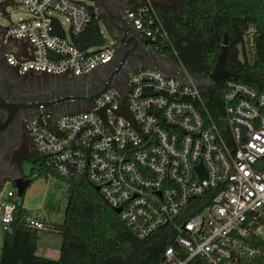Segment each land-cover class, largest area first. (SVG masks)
<instances>
[{
	"label": "built area",
	"instance_id": "1",
	"mask_svg": "<svg viewBox=\"0 0 264 264\" xmlns=\"http://www.w3.org/2000/svg\"><path fill=\"white\" fill-rule=\"evenodd\" d=\"M157 1H135L123 17L144 49L181 67L188 82L141 65L120 89H107L84 109L56 119L41 113L23 129L48 169L98 187L138 238L171 226L174 244L164 248L160 264H264V91L225 79L222 131L208 113L203 87L167 51H153L159 42L170 43ZM19 5L25 17L14 23L5 13L9 22L0 25L2 45L18 44L16 52L2 53L18 74L79 77L113 61L112 38L86 49L73 42L96 15L84 1ZM17 204L15 189H0L1 230H10ZM25 225L38 235L55 232L46 218L29 215Z\"/></svg>",
	"mask_w": 264,
	"mask_h": 264
},
{
	"label": "trees",
	"instance_id": "2",
	"mask_svg": "<svg viewBox=\"0 0 264 264\" xmlns=\"http://www.w3.org/2000/svg\"><path fill=\"white\" fill-rule=\"evenodd\" d=\"M155 7L170 43L159 42L158 49L153 51H167L173 61L181 63L195 78L210 75L226 39L224 65L230 76L202 88L208 113L225 131L221 88L224 80L232 79L264 91V0H158ZM101 21L93 13L83 32L73 37L74 44L81 49L103 46ZM26 150L20 162L32 164L26 177L30 182L52 174L67 185L63 220L50 223L62 237L60 255L58 259H49L37 254L39 236L25 225L30 214L22 199L14 211L10 230L0 228V264H160L164 248L174 244L171 226L138 238L86 178H62L45 166L31 145ZM197 209L185 211L184 218Z\"/></svg>",
	"mask_w": 264,
	"mask_h": 264
},
{
	"label": "water",
	"instance_id": "3",
	"mask_svg": "<svg viewBox=\"0 0 264 264\" xmlns=\"http://www.w3.org/2000/svg\"><path fill=\"white\" fill-rule=\"evenodd\" d=\"M88 5L91 10H94L96 17L101 21L104 17V23L107 27L112 39L116 41L117 52L113 59V64L106 69L102 67L98 72L97 80L101 82L100 88L91 95H86L85 92L80 93H46L47 98L29 103L15 104L12 100L7 99L0 93V189L3 184L8 181L16 191L17 200L20 202L23 199L25 188L29 185L30 180L24 177L22 170L7 166V158L3 153L7 134L13 117L21 110L27 111L26 119L41 113H50L53 119H56L64 112H72L78 107L86 106V100H93L95 97L103 93L109 88L120 89L124 83L127 74L135 70L141 65L160 70L168 75H172L181 79L182 82H188L184 76L183 69L178 65L169 62L168 60L157 56L143 47V43L138 39L137 32L130 27L123 17V8L133 0H90ZM140 2V0H135ZM69 35L70 32H69ZM144 43L148 40L143 41ZM4 51L14 52V48L9 45H3ZM99 49L95 50L97 52ZM226 55V39L223 40V48L219 53L217 62L213 71L206 78L191 77L194 85L199 87H208L218 84L221 79L229 77L230 73L225 68L224 60ZM50 58H57V55L48 50ZM79 76V77H85ZM124 95V91L121 92ZM130 117L127 113H124ZM9 149V145L7 146ZM46 156H43L45 158ZM98 190V187H95ZM115 211L119 213L120 209Z\"/></svg>",
	"mask_w": 264,
	"mask_h": 264
},
{
	"label": "flooded vegetation",
	"instance_id": "4",
	"mask_svg": "<svg viewBox=\"0 0 264 264\" xmlns=\"http://www.w3.org/2000/svg\"><path fill=\"white\" fill-rule=\"evenodd\" d=\"M98 2V0H95ZM104 18V17H102ZM105 20V18L103 19ZM1 36V31H0ZM3 45L0 39V93L15 104L31 103L47 98L46 93H80L85 92L86 95L95 93L102 85L96 78L97 71H93L85 77L74 76H50L47 74L27 73L18 74L14 69L7 67L2 58ZM113 64L111 61L106 65V69ZM101 69V68H100ZM99 70V69H98ZM92 100H86V106ZM28 116V112L21 110L12 119L7 141L5 142L4 155L7 158V166L20 169L21 158L24 157L26 149L22 147V138L28 140L23 129L24 121ZM9 145V149L7 146Z\"/></svg>",
	"mask_w": 264,
	"mask_h": 264
},
{
	"label": "rangeland",
	"instance_id": "5",
	"mask_svg": "<svg viewBox=\"0 0 264 264\" xmlns=\"http://www.w3.org/2000/svg\"><path fill=\"white\" fill-rule=\"evenodd\" d=\"M81 1H84L87 5L91 3L90 0ZM14 2L15 5H11L4 0H0V25H7L9 22L8 17L4 15L5 13L10 14V20L14 23L20 18L25 17L24 8L19 5L20 0H14ZM99 28L104 38L111 40V36L105 26L104 20L99 22ZM85 107L86 106L78 107V109H84ZM21 140V145L24 149H28V147L30 148L29 142L26 138H22ZM31 167L32 164L26 161L22 163L21 170L24 174H29ZM1 188L5 194L8 189H14L10 183L3 184ZM66 190V183L52 174L47 175V177L41 176L34 178L25 188L23 194V206L32 216L46 217L54 222L61 223L67 199Z\"/></svg>",
	"mask_w": 264,
	"mask_h": 264
},
{
	"label": "crops",
	"instance_id": "6",
	"mask_svg": "<svg viewBox=\"0 0 264 264\" xmlns=\"http://www.w3.org/2000/svg\"><path fill=\"white\" fill-rule=\"evenodd\" d=\"M135 3H136L135 0H133V1L129 2L127 5L132 6ZM9 46L14 48V50H15L14 52H16L18 44L13 43V44H10ZM28 142L31 145L29 138H28ZM22 174L24 175V177L25 176L27 177L30 173L24 174L22 172ZM34 217L46 218V217H39V216H34ZM46 219L50 223L59 224L58 222H54L48 218H46ZM38 236H39V239H38V243H37V254L40 256H43L45 258H49V259H58L59 255H60V246H61V242H62V237H61L60 233H58L57 231H55V232L49 231V232H43V233L39 234Z\"/></svg>",
	"mask_w": 264,
	"mask_h": 264
}]
</instances>
